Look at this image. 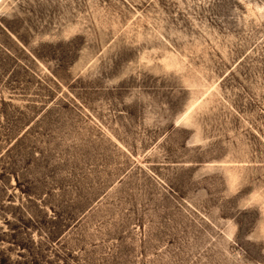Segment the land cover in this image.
I'll return each instance as SVG.
<instances>
[{"label":"rangeland","instance_id":"374dc122","mask_svg":"<svg viewBox=\"0 0 264 264\" xmlns=\"http://www.w3.org/2000/svg\"><path fill=\"white\" fill-rule=\"evenodd\" d=\"M0 264H264V0H0Z\"/></svg>","mask_w":264,"mask_h":264}]
</instances>
